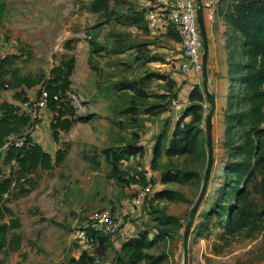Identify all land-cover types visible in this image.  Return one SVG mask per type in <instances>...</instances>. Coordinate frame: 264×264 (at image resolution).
Instances as JSON below:
<instances>
[{
  "label": "rangeland",
  "instance_id": "obj_1",
  "mask_svg": "<svg viewBox=\"0 0 264 264\" xmlns=\"http://www.w3.org/2000/svg\"><path fill=\"white\" fill-rule=\"evenodd\" d=\"M94 1L5 0L0 66L9 56L4 68L9 86L4 83L2 90L31 116L24 134L28 132L52 157L58 148L65 155L51 170H37L5 195L10 215L4 221L18 220L15 231L22 242L2 264H132L118 243L127 236L155 239L137 264H264V200L256 189L261 175L246 183L241 179L238 193L230 191L236 179L227 163L241 160L234 153L247 128L232 119L245 110L239 104L241 87L232 83L222 94L226 86L218 83L211 119L213 160L185 250V230L205 183L208 150L206 158L169 157L163 148L153 159L155 144L168 143L175 125L180 122L183 128L192 119L183 117L190 102H185L181 83L173 89L168 84L171 75L187 76L180 71L179 58H173L179 51L163 36L150 34L143 21L138 24L126 17L129 13L136 18L154 0L145 5L139 4L145 0H106V11L94 10ZM71 58L75 63L67 96L76 111L75 122L54 141L49 127H44L51 125L54 114L36 107L42 86L16 88L15 83L20 77L32 82L41 74L48 77L54 66ZM206 72L204 88L215 96L208 66ZM199 74L203 77L197 86L203 91V69ZM173 100L180 109L173 107ZM208 101L205 93L202 128L211 109ZM156 107L163 111L154 113ZM127 147L131 153L134 148L140 151L117 159ZM3 158L0 152V173L7 175L10 166ZM183 172L189 173V180L162 182L166 174ZM147 186L148 196L134 206L138 191ZM163 190L175 199L153 198ZM240 208L245 210L242 215ZM104 210L121 223L119 231L100 241L78 240L75 229Z\"/></svg>",
  "mask_w": 264,
  "mask_h": 264
},
{
  "label": "trees",
  "instance_id": "obj_2",
  "mask_svg": "<svg viewBox=\"0 0 264 264\" xmlns=\"http://www.w3.org/2000/svg\"><path fill=\"white\" fill-rule=\"evenodd\" d=\"M222 8H227V21L233 36L231 47V76L235 85H239V104L244 105L245 110L232 116L233 122L247 127L240 136L241 143L236 146L234 156H242L240 161H231L227 163L229 170L236 179L230 186V191L238 193L241 179L245 183L250 181L253 176L261 175V179L256 184V189L261 193L264 200V0H221ZM93 9L106 11L108 3L106 0H96L93 3ZM6 11L5 0H0V25L4 20ZM136 19V18H134ZM133 20V19H132ZM141 19L133 21L140 24ZM174 37H177L176 35ZM242 52L245 60L235 62V57ZM75 60L71 58L62 61L60 65L54 66L46 77L41 74L35 81L29 80V77H20L15 87L20 85L42 86L38 90L37 96L46 92V109L52 112L50 133L54 141L59 140V132L67 131L75 122V108L70 104L67 96L70 90V76L73 72ZM9 64V56L1 60L0 66V92L7 75L5 66ZM169 88L173 89L174 82L171 80ZM8 85V83H7ZM6 85V86H7ZM9 86V85H8ZM207 95V92L204 91ZM39 98V97H37ZM190 105L186 108L183 117L192 116L190 122L181 128L180 122L172 129L168 143L161 144L158 141L153 148V159L155 160L162 154L169 157L190 156L194 154L207 157L206 141V121L204 128L200 127L202 122V104L204 93L194 85L188 94ZM209 102V101H208ZM247 108V109H246ZM156 112H162V108H154ZM151 109L150 111H152ZM20 105H15L7 101H0V152L4 153V162L10 166L7 175L0 173V264L3 259L19 250L21 247V236L15 231L19 227L17 219H10L5 222V217L10 215V210L6 206V194L15 188L20 181H25L28 175L37 170H51L55 165L61 163L64 159V152L58 148L55 156L45 151L39 143H36L30 134L24 131L31 125L30 115L22 113ZM26 129V130H25ZM202 132L205 134L201 137ZM21 138L22 141H16ZM117 156L122 158L124 153L137 154L140 149L134 148L133 153L130 147H127ZM154 160L152 162H154ZM188 172L178 174H166L162 178L163 183L184 182L190 179ZM33 185H31V189ZM29 189L27 190V193ZM26 193L23 192V194ZM148 194L141 201L140 205L146 199ZM155 199L174 200L170 191H160L153 195ZM139 206V205H138ZM253 207V204L251 203ZM239 215L244 214L245 210L240 208ZM236 217V216H235ZM237 221V218L235 219ZM105 236L102 234H93L96 241H100ZM120 250L123 253L130 254V263L137 264L143 259V250L148 249L155 239L149 240L146 236L138 238L124 237ZM99 243V242H98ZM162 256L159 258L161 259ZM157 259L155 260V262Z\"/></svg>",
  "mask_w": 264,
  "mask_h": 264
},
{
  "label": "crops",
  "instance_id": "obj_3",
  "mask_svg": "<svg viewBox=\"0 0 264 264\" xmlns=\"http://www.w3.org/2000/svg\"><path fill=\"white\" fill-rule=\"evenodd\" d=\"M197 6L202 9V16L204 20V27H205V33H206V39H207V45H208V56H207V66H208V73H209V83L211 84L212 89L215 93V101L217 100L218 90L221 88L219 87V81L224 83L225 89H222V94L227 93L229 91V86L234 85L232 76H231V64L233 63V60L231 58V41L233 36H235V33H232L228 21H227V8H222L223 3L221 0H195ZM143 4L141 2L140 5L147 4V1H143ZM212 4V5H211ZM214 9V17L212 19H209L208 17V6ZM197 7V10H198ZM140 9V8H139ZM171 10V6L168 3V0H154L151 4V8L141 10L139 12L138 16L135 18V16H132L131 14H126V17H128V21H136L137 19H141V22L146 23L148 26L149 33H157L159 37L163 36L166 38L171 44L172 48L177 49L179 51L176 55L173 56L176 59L179 58V63L182 61V52L180 48L179 43V37L177 32H175L173 29L175 27L171 24V21L169 20V12ZM154 15L155 19L154 22L151 23L149 18L150 16ZM133 19V20H132ZM177 37H174V36ZM203 44V43H202ZM203 48V45H202ZM169 56V55H167ZM167 59V58H166ZM245 60L244 55L242 52L238 53L235 57V62H243ZM218 61H220V65H218ZM200 72H192L190 74H187V76H181L180 75H171L170 80L174 82V84L182 85L181 92L183 93L185 91V94L188 97V94L190 90L192 89L193 85H198L200 87V81L202 79V75L199 74ZM183 82V84H182ZM205 82V78H204ZM203 82V93L205 95V84ZM218 86V88H217ZM173 91V90H172ZM177 90H174L176 92ZM173 92V93H174ZM185 96V97H186ZM187 97L185 98V102L188 100ZM0 101L4 102L7 101L9 103L15 104V105H21L18 101L12 98L11 93L8 91H1L0 92ZM50 130V124L48 126ZM41 145V144H40ZM131 237V236H130ZM115 239V238H114ZM125 241V238L121 239L119 238L120 244ZM119 244V245H120Z\"/></svg>",
  "mask_w": 264,
  "mask_h": 264
},
{
  "label": "built area",
  "instance_id": "obj_4",
  "mask_svg": "<svg viewBox=\"0 0 264 264\" xmlns=\"http://www.w3.org/2000/svg\"><path fill=\"white\" fill-rule=\"evenodd\" d=\"M171 10L169 12V20L175 27L179 37L180 48L182 52V61L180 63V71L183 74L192 72H200L203 69V50L202 40L198 25L197 4L195 0H168ZM212 5V4H211ZM208 6V17H214V9ZM155 16H150L151 23L154 22ZM46 93L42 92L36 102V107L44 109L46 106ZM173 107L180 109V105L175 100L172 101ZM150 192L147 186L138 191L136 198L132 204L140 205L144 197ZM88 220H85L75 229L76 238L78 240L89 239L95 242L93 234L115 235L121 226V223L112 217V215L104 210L95 212L90 215Z\"/></svg>",
  "mask_w": 264,
  "mask_h": 264
},
{
  "label": "water",
  "instance_id": "obj_5",
  "mask_svg": "<svg viewBox=\"0 0 264 264\" xmlns=\"http://www.w3.org/2000/svg\"><path fill=\"white\" fill-rule=\"evenodd\" d=\"M197 18H198V25H199V30H200V34H201V40H202V45H203V58H202V63H203V75L205 78V82L204 84L206 85V80H207V72H206V67H207V56H208V45H207V39H206V33H205V27H204V20H203V16H202V9L200 7H198L197 10ZM205 91L207 92V90L205 89ZM207 96L209 98V102L211 105V109L206 117V134H207V146H208V155H209V160H208V165H207V170H206V176H205V183L203 186V189L200 193V196L191 212L190 215V219L187 223L186 226V230H185V239H184V248L185 250L187 249V239H188V229L193 221L194 215L196 213V210L198 209V206L200 204V201L203 197V194L205 192L206 189V185H207V178H208V173L211 169V164H212V160H213V150H212V138H211V131H212V125H211V119H212V115H213V111L215 108V96L213 94H210L207 92Z\"/></svg>",
  "mask_w": 264,
  "mask_h": 264
}]
</instances>
